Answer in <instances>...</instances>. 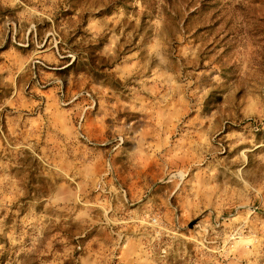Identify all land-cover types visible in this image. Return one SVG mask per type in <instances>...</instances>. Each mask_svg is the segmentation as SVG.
Returning <instances> with one entry per match:
<instances>
[{
	"label": "rangeland",
	"instance_id": "1",
	"mask_svg": "<svg viewBox=\"0 0 264 264\" xmlns=\"http://www.w3.org/2000/svg\"><path fill=\"white\" fill-rule=\"evenodd\" d=\"M0 264H264V0H0Z\"/></svg>",
	"mask_w": 264,
	"mask_h": 264
}]
</instances>
